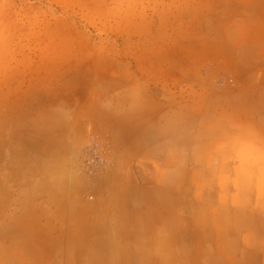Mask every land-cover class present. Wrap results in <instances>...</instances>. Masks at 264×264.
Wrapping results in <instances>:
<instances>
[{"label": "crops", "instance_id": "1", "mask_svg": "<svg viewBox=\"0 0 264 264\" xmlns=\"http://www.w3.org/2000/svg\"><path fill=\"white\" fill-rule=\"evenodd\" d=\"M233 1L219 44L91 117L41 205L0 209V264H264V0Z\"/></svg>", "mask_w": 264, "mask_h": 264}, {"label": "rangeland", "instance_id": "2", "mask_svg": "<svg viewBox=\"0 0 264 264\" xmlns=\"http://www.w3.org/2000/svg\"><path fill=\"white\" fill-rule=\"evenodd\" d=\"M236 8L233 0H0V209L41 205L58 163L69 171L66 161L84 155L70 144L90 134L91 117L121 112L133 82L139 95L153 88L172 44L204 33L219 44L209 30Z\"/></svg>", "mask_w": 264, "mask_h": 264}]
</instances>
